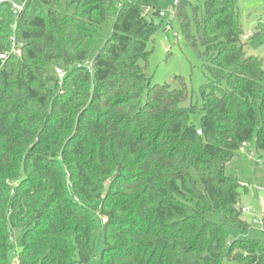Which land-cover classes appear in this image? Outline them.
Returning a JSON list of instances; mask_svg holds the SVG:
<instances>
[{
  "label": "trees",
  "instance_id": "obj_1",
  "mask_svg": "<svg viewBox=\"0 0 264 264\" xmlns=\"http://www.w3.org/2000/svg\"><path fill=\"white\" fill-rule=\"evenodd\" d=\"M159 2L122 5L92 63L110 0H36L17 18L0 4V55L12 38L22 52L0 60V264H264V241L230 238L249 224L226 174L255 136L264 150V61L237 0H179L210 77L185 107V82L146 75Z\"/></svg>",
  "mask_w": 264,
  "mask_h": 264
},
{
  "label": "rangeland",
  "instance_id": "obj_2",
  "mask_svg": "<svg viewBox=\"0 0 264 264\" xmlns=\"http://www.w3.org/2000/svg\"><path fill=\"white\" fill-rule=\"evenodd\" d=\"M4 1L12 6L24 8L30 3L36 2V0ZM131 1L110 0L108 18L91 52L89 63L93 62L105 42L111 37L120 7ZM177 1L179 0H160L159 2L161 12H165L167 17L157 20V22L161 21V30L149 42L148 50L152 51V54L148 60L146 75L151 79L152 85H168L172 90H180L182 83L185 82L190 96L184 106L188 107L195 104L201 106L200 89L209 82L210 77L204 67L205 63L187 45L177 20H172V29H168V16L172 11H175ZM237 2L239 6V24L245 33L242 42L246 44L249 54L256 55L264 61V0H237ZM15 25L16 19L13 18L7 26V30L14 33ZM175 34L178 35L179 39L174 36ZM250 34H253L252 38H248ZM48 69L49 73L54 77H56L58 69L67 71L60 63H52ZM200 118V114L193 115L191 121L198 126ZM226 174L236 177L241 184L240 193L242 198L240 207L250 208L248 214H243L244 219L249 224V228L244 235H239L231 230L230 238L264 241V223L261 210V201L264 198V194L258 193L253 188L258 186L264 189V150L257 149L256 136L246 147L235 154L234 159L226 166ZM246 184L251 186L247 192L243 188ZM102 248L103 234L101 232L96 245L95 263L100 257ZM13 264H16V261H13Z\"/></svg>",
  "mask_w": 264,
  "mask_h": 264
},
{
  "label": "built area",
  "instance_id": "obj_3",
  "mask_svg": "<svg viewBox=\"0 0 264 264\" xmlns=\"http://www.w3.org/2000/svg\"><path fill=\"white\" fill-rule=\"evenodd\" d=\"M4 2H5L4 0H0V4H2ZM177 4H178V1L176 2L175 5H177ZM23 9H24V7L12 6V13H13L14 17L17 18L19 16L20 12L23 11ZM159 16H160L161 19H163V18H166L167 17V14L165 12H161L160 11ZM168 19H169L168 29H172L171 23H172V20L176 19V10L171 12V14L168 16ZM174 36L179 39V37H178L177 34H175ZM252 37H253V34H250L248 36V38H252ZM11 43L12 44H11L10 50L7 53H5V54L0 55V60H2L3 62L6 61L11 56L20 57L22 55V52L17 47L16 41H15L14 38H12ZM89 69H91V65L89 66ZM66 76H67V71L61 70V69H58L56 71V78H57V81H58V85L59 86H62L63 85V82H64ZM243 187L246 188V189H250L251 188V186L250 185H247V184L244 185ZM253 188L258 193L264 194V189L263 188L258 187V186H254ZM261 210H264V198L261 201ZM241 211H242L243 214H248L250 212V208L249 207H243Z\"/></svg>",
  "mask_w": 264,
  "mask_h": 264
},
{
  "label": "crops",
  "instance_id": "obj_4",
  "mask_svg": "<svg viewBox=\"0 0 264 264\" xmlns=\"http://www.w3.org/2000/svg\"><path fill=\"white\" fill-rule=\"evenodd\" d=\"M257 34H258V32H257ZM257 34H256V35H257Z\"/></svg>",
  "mask_w": 264,
  "mask_h": 264
}]
</instances>
